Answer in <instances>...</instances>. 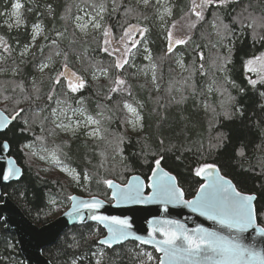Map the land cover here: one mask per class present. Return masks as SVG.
Masks as SVG:
<instances>
[{
  "label": "trees",
  "instance_id": "1",
  "mask_svg": "<svg viewBox=\"0 0 264 264\" xmlns=\"http://www.w3.org/2000/svg\"><path fill=\"white\" fill-rule=\"evenodd\" d=\"M169 1L170 18L161 25L156 20L158 4L152 0L143 6L137 0H0V37L10 49L5 52L0 45V94L20 99L25 109L20 119L0 133L22 168L21 176L1 189L34 224L53 219L56 206L65 209L74 187H80L83 196L107 199L105 180L123 183L132 173L146 178L154 159L163 157L162 166L175 174L186 197L200 184L192 167L216 164L240 191L255 194V209L261 211L258 222L264 226V96L260 95L264 85H250L249 78L258 77L246 69L249 59L264 55V27H248L251 17L264 15V0L208 5L204 20L195 28L192 23L187 26L184 38L191 39L172 53L168 52V28L188 16L191 0ZM14 2L22 4L23 23L9 27L6 21ZM101 4L106 8L102 29L80 34L73 19L84 10L95 13ZM37 24L41 36L25 52ZM128 25L147 31L145 38L136 34L141 43L132 49L129 65L116 70L112 67L115 57L100 50L103 29L109 28L111 38L119 40ZM145 51L149 60L143 59ZM218 53L222 59L214 66ZM177 62L183 65L180 73ZM43 64L49 66L41 73ZM65 65L85 80L78 92H70L64 80L53 92V77ZM93 75L97 77L87 81ZM118 75L126 81V91L112 92ZM216 88L224 89L223 98ZM125 102L140 116L132 131ZM4 107L0 99V109ZM72 107H80L98 121V137L59 136L51 111ZM11 108L8 102L6 114ZM35 150L54 153L75 170L79 182L61 178L53 164L36 161ZM42 169L49 173L45 176ZM103 233L93 223L70 226L43 254L52 264H96L97 259L100 264H157L154 250L136 242L112 249L98 244ZM0 264H24L14 235L4 230L2 221Z\"/></svg>",
  "mask_w": 264,
  "mask_h": 264
},
{
  "label": "snow or ice",
  "instance_id": "2",
  "mask_svg": "<svg viewBox=\"0 0 264 264\" xmlns=\"http://www.w3.org/2000/svg\"><path fill=\"white\" fill-rule=\"evenodd\" d=\"M143 3L147 5L149 0H143ZM229 3L230 0H199V2L191 0L190 12L197 18L191 24V27L195 28L199 21L204 20L203 12L208 5L226 6ZM12 8L19 10L22 8V4L19 2L13 3ZM246 10L244 9V11ZM105 11L104 5H99L97 16L100 19L97 20L94 16L88 24H77V27L81 31H85L90 24L93 29L101 30L103 27L101 24L103 20L102 13ZM169 14H171L170 11ZM13 15L17 17V26L23 23L18 11H14ZM249 15L251 16V14ZM77 19L82 18L78 17ZM221 25L225 30L228 29V25L223 24V21H221ZM214 26H216L215 22ZM254 26L264 27V15L251 17V23L248 24V27L252 28ZM9 27H12V25L9 24ZM146 31L147 29L128 25L127 28L123 29V34L119 40H115L111 38L110 29L104 28L103 36L105 39L100 50L109 56L115 57L112 67L116 70H122L130 63V57L133 54L132 49L141 43V40L135 39L136 34L138 33L139 37L145 38ZM39 33L40 25H34L33 40ZM167 39L169 41L168 52L172 53L176 46L186 45L191 37L174 39L171 31H169ZM55 43L53 41V44ZM0 45H3L5 52L10 50L3 37H0ZM25 51H27V46ZM254 61L261 62L259 69L251 66ZM227 62L226 60L225 63ZM48 66V64H43L41 71ZM64 68V71L58 72L53 77V92L62 80L66 81V88L73 93L85 87V80L82 77L77 76L74 72H68L67 65ZM202 68L203 65H201ZM246 68L249 73L258 75V79L249 78L248 83L250 85L253 87L258 83L264 85V75H260V72H264V56L249 59ZM153 79H155L154 75ZM73 80H75V83ZM114 84L116 86L111 89L112 92L126 91L124 87L126 81L121 79L119 75L114 80ZM260 95L264 96V93H260ZM0 99L5 102L4 110L0 111V131H3L20 119L25 109L20 107L23 102L20 99L2 94H0ZM24 99L27 100L29 97L25 96ZM52 99L53 94L50 93L48 100L51 101ZM8 102L12 103V108L10 113L6 115L5 113L9 112ZM57 103L59 104L60 101H57ZM124 107L134 114L135 122H138L140 116L137 109L127 102H125ZM52 111L55 114L56 109ZM88 122L98 123L91 117L88 118ZM8 148L9 144L6 140L0 141V149L7 150ZM162 159L163 157L154 159L155 167L151 169V175L147 177V182L142 181L138 176H133L128 183L122 185L116 184L113 180H105L104 183L109 188L115 189L112 193L113 199L119 204H162L165 211H167L168 205L183 204L193 212L199 213L200 216L216 223L219 229H226L227 234L222 230L209 229L200 225L189 229L178 220L154 218L148 222L147 238L135 235L132 231L133 225L130 219L100 214L99 209L103 206V201L95 197L88 200L78 199L75 196L69 197L75 203H73L71 211L65 213V215L73 216L81 223L91 220L103 225L107 230V235L100 239L98 243L107 246L108 249H112L114 245L122 244L129 238H134L143 244H154L155 251L162 253L159 264H264V250H258L254 245L246 244L243 237V234L249 229H254L258 235L264 236V226L258 224L261 219V211L253 206L256 196L238 191L231 180L219 174V169L215 164L205 163L195 170V175L204 176L205 182L200 185L193 199L186 200L184 199L185 192L179 187L176 177L163 171L160 167ZM0 161L6 165V168L0 173L4 180L19 174L20 169L14 167L15 162L13 159L0 154ZM85 178L87 179V176ZM157 232L163 236V239L156 237ZM100 255L103 256L104 253L102 252ZM148 258L152 259L150 255ZM73 264H75V261H73ZM96 264H100L99 259H97Z\"/></svg>",
  "mask_w": 264,
  "mask_h": 264
},
{
  "label": "water",
  "instance_id": "3",
  "mask_svg": "<svg viewBox=\"0 0 264 264\" xmlns=\"http://www.w3.org/2000/svg\"><path fill=\"white\" fill-rule=\"evenodd\" d=\"M0 111H3V110L0 109ZM1 132L2 131H0V133ZM0 141H4V139L0 138ZM0 154L4 155L7 158L13 159L15 162L14 167H17L20 169V172L17 176H13L8 180H4L2 178V175H0V221L3 222L4 230L14 235L15 241L18 247V252L22 257L24 264H52L50 260L43 254V249L46 246L50 245L51 243L55 242L56 239L59 237V235L66 228L70 226L81 225V224H86V223L96 224L104 232L103 235H101L98 238L97 243L100 239H103L107 235V230L103 227V225H99L95 221L87 220L86 222L81 223L78 219H75L73 216L65 215V213L71 211L72 205L73 203H75L71 199H69L68 206L65 209H63L53 219L45 223L38 224V225L30 221L25 216V214L22 212V210L18 207V205L14 201H12L11 198L7 194L2 193V189H1L3 184H6L10 181L17 180L22 174V168L16 163L15 159L9 154V148L7 150L0 149ZM208 164H214V163H208ZM153 167H155L154 161H153L152 168ZM160 167L163 169V171L168 172L171 175L175 176L173 172H171L170 170L162 166V164L160 165ZM5 168H6V165L2 161H0V173H2ZM217 168L219 169L218 166ZM219 174L224 176L226 179L231 180L229 177L223 175L220 169H219ZM150 175H151V170L149 174L147 175V177ZM133 176H138L140 177L142 181L147 182V177L144 178L142 175L138 173L130 174L123 183L117 182L113 179H110V180H113L116 184L122 185V184L128 183L129 180H131ZM197 177L200 180V184L198 185L197 189L195 190L192 196L190 197L184 196V199L186 200L193 199L200 185L205 182L204 176H197ZM232 183L234 184L233 181ZM106 187L108 189L107 199H103L98 196L77 195L75 193L70 194L69 197L75 196L78 199H85V200H88L91 197H95L103 201V206L99 209L100 214H104L108 216H119L121 218L130 219L133 225L132 231L134 232V234L139 235V236H144L146 238L148 237V231H149L148 222L150 220H153L154 218L160 219V220H163V219L178 220L181 223L185 224L189 229L195 228L197 225H200V226H203L209 229L222 230L225 232V234H227L226 229H219V226L216 223H214L213 221L207 220L203 216H200L199 213L193 212L186 205H183V204L168 205L167 211H165L164 205L162 204H119L112 197V193L113 191H115V189L109 188L107 184H106ZM179 187L181 188L180 185ZM236 189L240 191L237 187ZM240 192L244 194L255 195L254 193H246L243 191H240ZM254 203L255 201L253 202V206L255 208ZM85 214L87 215V213ZM258 224L262 226L259 222ZM156 237L158 239H163V236L159 232L156 233ZM243 237H244V242L246 244L254 245L258 250H264V236L258 235L254 229H249L246 233L243 234ZM127 241H133V242L138 243L139 245L152 248L154 252L158 255L157 264H159V259L162 256V253L155 251L154 244H143L135 240L134 238H129Z\"/></svg>",
  "mask_w": 264,
  "mask_h": 264
},
{
  "label": "rangeland",
  "instance_id": "4",
  "mask_svg": "<svg viewBox=\"0 0 264 264\" xmlns=\"http://www.w3.org/2000/svg\"><path fill=\"white\" fill-rule=\"evenodd\" d=\"M152 1L156 5L158 4L157 9H156L157 10L156 20L159 22V24L162 25L163 24L162 22L164 19L170 18L169 11L171 13L172 5H171L169 0H152ZM137 2L141 6L144 5L143 0H137ZM197 2H199V0H197ZM14 3H16V2H14ZM166 10H168V11H166ZM14 11L19 12V10H14L13 8H11L10 12L8 13V17H7V21H6L8 26H9V24H11L12 26L17 25L16 24L17 17L15 15H13ZM97 12H99V9L95 13H88L86 10H84L82 13H80L78 16H76L72 21V24L75 27V29L80 34H85V33L89 32L91 29H93L91 27V25L89 24L88 28L85 31H81L80 28L77 27V24H88L89 21L92 20V18L94 16L96 17L97 20H99L100 17L97 16ZM19 16H20V12H19ZM78 17L82 18V19L78 20L77 19ZM196 19L197 18L195 17V15L192 14L189 10L188 16L186 15V17H184L183 19L171 24V26L168 28L167 35H168V32L171 31L174 39H184L185 34H187V26L189 24L193 23ZM173 25H174V27H173ZM41 32H42V30L40 27L39 35H36L35 40H33V33H34V27H33L31 43H30V45L27 46V51H25V49H24L25 52H28L32 49L36 40L41 36ZM145 52H146L145 54H142L143 59L149 60V58H150L149 53L147 51H145ZM143 53H144V51H143ZM217 55L219 57L216 58V60L214 61V63H213L214 66L220 64L221 59H222V56L220 55V53H218ZM256 57H261V56L259 55ZM260 64H261L260 61H254L253 65H251V66L257 67L259 69ZM182 67H183L182 63H180V62L176 63V69L179 73L182 71ZM45 70H46V68H44L43 71H41V68L39 69V71L41 73L44 72ZM64 70H65V68H63V71ZM67 71L70 73L74 72L72 69H70L68 67H67ZM149 71H151V69ZM74 73L76 74V72H74ZM251 74L254 76L256 73H251ZM76 75L79 76L78 74H76ZM260 75H264V72H260ZM256 76L258 77L257 74H256ZM96 77H97V75H93L87 81L91 82ZM73 82L75 83V80H73ZM216 90L219 92L220 97L223 98L224 89L221 88L219 90L216 88ZM126 111H127L128 115L130 116L128 128L130 131H132L133 128H135L139 125L140 119L138 122H135L134 114L130 113L128 111V109H126ZM89 117H91L94 121H97L93 116H90L88 114L83 113V111H82V109H80V107H72V108H68V109L56 108L55 114L53 113V111H51L52 122H53L54 126L57 128L59 136H61V137H66V136L67 137H74L76 134L80 135L81 137H84V138H96V137H98V135L100 133L99 124L98 123H89L88 122ZM134 122H135V126H134ZM93 133H95V134H93ZM26 147L28 148V145H26ZM34 158L39 163H43L46 165L53 164L52 169L61 178L71 180L72 182H74V184H77L79 182L78 176H77V173L75 172V170L73 168H71L70 166L64 164V163H61L59 160L57 162V158H56L54 153H52V152L43 153L42 151H36L35 150L34 151ZM201 166L202 165H196V166L192 167L193 172L195 173L196 168L201 167ZM41 173L46 176L49 173V170H43L42 169ZM73 190L74 191L72 193H75L77 195L82 194V189H80V187H74ZM61 211H62L61 207L56 206L55 207V212H56L55 216H57Z\"/></svg>",
  "mask_w": 264,
  "mask_h": 264
},
{
  "label": "bare ground",
  "instance_id": "5",
  "mask_svg": "<svg viewBox=\"0 0 264 264\" xmlns=\"http://www.w3.org/2000/svg\"><path fill=\"white\" fill-rule=\"evenodd\" d=\"M138 244V243H137Z\"/></svg>",
  "mask_w": 264,
  "mask_h": 264
}]
</instances>
